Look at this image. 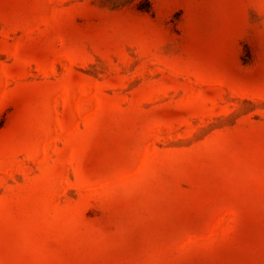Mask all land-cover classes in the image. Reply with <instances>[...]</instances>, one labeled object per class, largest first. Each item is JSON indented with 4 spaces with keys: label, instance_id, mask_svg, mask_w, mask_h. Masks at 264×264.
<instances>
[{
    "label": "rangeland",
    "instance_id": "obj_1",
    "mask_svg": "<svg viewBox=\"0 0 264 264\" xmlns=\"http://www.w3.org/2000/svg\"><path fill=\"white\" fill-rule=\"evenodd\" d=\"M0 264H264V0H0Z\"/></svg>",
    "mask_w": 264,
    "mask_h": 264
}]
</instances>
